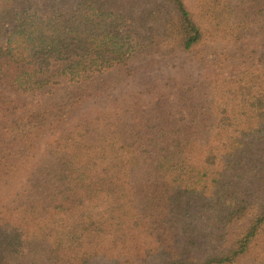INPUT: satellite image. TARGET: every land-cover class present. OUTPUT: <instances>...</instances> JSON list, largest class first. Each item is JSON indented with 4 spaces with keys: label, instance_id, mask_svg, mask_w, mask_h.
<instances>
[{
    "label": "trees",
    "instance_id": "trees-1",
    "mask_svg": "<svg viewBox=\"0 0 264 264\" xmlns=\"http://www.w3.org/2000/svg\"><path fill=\"white\" fill-rule=\"evenodd\" d=\"M0 264H264V0H0Z\"/></svg>",
    "mask_w": 264,
    "mask_h": 264
},
{
    "label": "rangeland",
    "instance_id": "rangeland-1",
    "mask_svg": "<svg viewBox=\"0 0 264 264\" xmlns=\"http://www.w3.org/2000/svg\"><path fill=\"white\" fill-rule=\"evenodd\" d=\"M229 51L231 53H236L234 48L232 46H230L229 48ZM170 65V63H168ZM179 70L177 69H171L170 70V77L174 78L181 86H184L185 84H187V78H188V75H181L179 74ZM181 81H182V84H181ZM70 86H62V87H59V88H55V95H56V100H58V98H61V96L65 95L66 92H68V90H70ZM108 105V104H107ZM115 106V105H114ZM101 107H103V105L101 104H97L96 108L99 110L101 109ZM116 108V111H117V107ZM93 109L94 108H91L90 106L88 108H85L83 109L81 112L85 111L87 114H92L93 113Z\"/></svg>",
    "mask_w": 264,
    "mask_h": 264
}]
</instances>
